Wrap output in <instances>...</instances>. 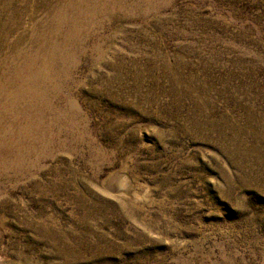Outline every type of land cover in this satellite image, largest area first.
Instances as JSON below:
<instances>
[{"label":"rangeland","instance_id":"rangeland-1","mask_svg":"<svg viewBox=\"0 0 264 264\" xmlns=\"http://www.w3.org/2000/svg\"><path fill=\"white\" fill-rule=\"evenodd\" d=\"M63 17L77 135L0 151V264H264V0H0L22 47Z\"/></svg>","mask_w":264,"mask_h":264},{"label":"bare ground","instance_id":"bare-ground-1","mask_svg":"<svg viewBox=\"0 0 264 264\" xmlns=\"http://www.w3.org/2000/svg\"><path fill=\"white\" fill-rule=\"evenodd\" d=\"M69 22L63 17L61 26L53 31L52 26L40 34L33 32L29 46L24 47L22 37L10 42L12 30L0 29V151L8 156L15 154L19 168L26 159L39 156L38 147L52 141L61 144L74 141L77 135L76 106L67 102L61 107L52 104L49 89L59 76L46 59L47 54L60 50V40L65 42L73 33L72 26L65 36L61 33L62 25L68 27ZM125 175L115 172L105 180V185L115 193L128 194L134 185H129L128 175L130 180H123ZM123 185L124 189L119 190Z\"/></svg>","mask_w":264,"mask_h":264}]
</instances>
